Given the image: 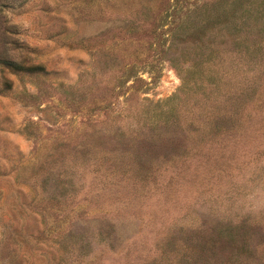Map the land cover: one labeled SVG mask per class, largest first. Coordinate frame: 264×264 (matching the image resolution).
<instances>
[{
	"label": "rangeland",
	"instance_id": "374dc122",
	"mask_svg": "<svg viewBox=\"0 0 264 264\" xmlns=\"http://www.w3.org/2000/svg\"><path fill=\"white\" fill-rule=\"evenodd\" d=\"M0 264H264V0H0Z\"/></svg>",
	"mask_w": 264,
	"mask_h": 264
},
{
	"label": "trees",
	"instance_id": "16d2710c",
	"mask_svg": "<svg viewBox=\"0 0 264 264\" xmlns=\"http://www.w3.org/2000/svg\"><path fill=\"white\" fill-rule=\"evenodd\" d=\"M0 61H3L8 66H14V67H27V68L31 69L32 67L36 66V64H26V65L22 66L21 64L14 63L11 60H2L1 59Z\"/></svg>",
	"mask_w": 264,
	"mask_h": 264
}]
</instances>
